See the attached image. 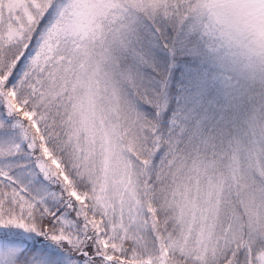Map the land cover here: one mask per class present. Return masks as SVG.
Instances as JSON below:
<instances>
[{
    "label": "snow or ice",
    "instance_id": "1",
    "mask_svg": "<svg viewBox=\"0 0 264 264\" xmlns=\"http://www.w3.org/2000/svg\"><path fill=\"white\" fill-rule=\"evenodd\" d=\"M0 264H264V0H0Z\"/></svg>",
    "mask_w": 264,
    "mask_h": 264
}]
</instances>
